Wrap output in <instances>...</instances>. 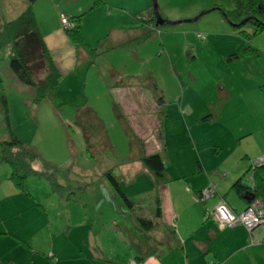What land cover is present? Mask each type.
Listing matches in <instances>:
<instances>
[{
	"label": "rangeland",
	"instance_id": "obj_1",
	"mask_svg": "<svg viewBox=\"0 0 264 264\" xmlns=\"http://www.w3.org/2000/svg\"><path fill=\"white\" fill-rule=\"evenodd\" d=\"M29 1L0 0V20L16 18L12 10ZM154 2L158 26L151 20ZM32 8L62 76L36 104L35 90L9 69V48L0 49V142L9 139L7 119L16 138L35 149L32 169L48 165L52 180L30 175L19 187L0 158V231L25 235L28 243H22L43 253L41 264H126L137 238L143 241L134 214L152 216L157 197L160 207L164 202L155 195L163 180L144 174L140 160L155 152L162 157L165 181L183 169L187 185L215 187L218 195L205 201L209 210L220 197L236 213L244 210L231 186L243 167V180L249 179L250 162L264 156V31L252 36L246 25L240 35L235 32L221 13L234 9L231 0H34ZM62 17L79 20L83 46L67 34ZM129 79L146 89L156 86L163 103L155 116L148 113L154 105L146 93L139 89L137 99ZM112 85L118 86L115 93ZM114 102L126 115L133 144ZM106 173L134 204L132 211ZM4 237L0 249H7L0 254L8 261L21 241ZM262 247L258 264H264ZM77 253L80 260L74 259Z\"/></svg>",
	"mask_w": 264,
	"mask_h": 264
},
{
	"label": "crops",
	"instance_id": "obj_2",
	"mask_svg": "<svg viewBox=\"0 0 264 264\" xmlns=\"http://www.w3.org/2000/svg\"><path fill=\"white\" fill-rule=\"evenodd\" d=\"M26 6L27 4L25 2V4L22 3L20 5V8L18 7L19 9L16 8L17 10H12L14 11V17L17 18ZM148 27L153 29L151 26ZM44 43L47 47L45 41ZM48 51L52 60H54L50 48H48ZM133 80L134 79H129L128 82L132 83L131 87L137 88V99L142 96L141 93L144 91L150 99L151 104L154 105V108L152 110L149 109L148 113L155 116L156 108L154 98L157 95V91H155L153 87L155 85L152 84L146 89L144 86L140 87L135 84L136 82L138 83V81L134 82ZM117 81L118 80L114 79L113 82L117 83ZM122 81L123 80H120L119 83H122ZM117 87L112 85L109 91L115 93ZM127 87L129 88L130 86L128 85ZM114 104H116V102H114ZM190 117H192V115L190 116V113H188L187 118ZM204 118H198L191 123L203 122L205 121ZM142 166L144 167L143 164ZM245 169L246 167H243L242 170L238 171L234 176V180L242 178L240 185L249 190L251 188L250 178L243 180L246 173ZM145 172L153 176L152 178L157 182H162L163 180V187L157 189V191H161V193L156 191L155 195H158L161 201L163 200L164 202L161 207L159 203V218L157 217V203L155 212L152 214L153 217L150 216V214L147 217L143 212L140 214L151 221L154 219L152 222L155 224V227L148 232L137 230L139 232L138 234L142 236L143 241H139L137 238V250L133 255L129 256L130 258H128L126 264H130L132 261L138 264H258L257 262L261 261L259 255L263 254L262 246L264 244V235L260 230H256L251 234L256 241L255 244H251L250 234H248L243 227H229L215 220L214 222H210L212 219L204 220V212L208 209L205 205L207 202L203 204L197 197V193L204 190L203 188L206 187L202 182L196 183V186L193 185V187L190 186V184L187 185V174L183 169L176 173L177 176L175 178L174 176L171 177V175L167 177V181H165V174L163 179H157L150 171H143L144 174ZM202 172L203 169L198 167V173ZM136 178L137 177H131V181L137 182L138 179ZM173 179L175 180L173 181ZM151 181H153V179H151ZM166 184H168V186H166ZM155 190L152 189L150 191L153 192ZM150 191L140 192L138 195H144L145 193V195H147ZM157 199L160 201L158 197ZM218 203L219 199L213 205L215 206ZM232 209L236 211L234 208ZM8 233L0 231V241H2V238L4 241H7L8 237H4V235H11L15 240L21 241V244L18 243L14 248L15 250H11L17 251V255L14 257L8 256V261H5L3 258L4 256H2L7 248L4 250L0 249V251H3L2 254H0V264H35L36 262L41 264V259L38 258L44 257L43 253L38 249H32L28 245L23 244L22 242L28 243L25 235L16 231H10V234ZM80 255V253L75 254L74 259L80 260ZM94 257L96 259L95 255ZM48 258L52 259L53 256H48ZM105 262H109V260H105L104 263ZM44 263L48 264V261H44ZM55 264L62 263L59 261Z\"/></svg>",
	"mask_w": 264,
	"mask_h": 264
},
{
	"label": "trees",
	"instance_id": "obj_3",
	"mask_svg": "<svg viewBox=\"0 0 264 264\" xmlns=\"http://www.w3.org/2000/svg\"><path fill=\"white\" fill-rule=\"evenodd\" d=\"M33 1L34 0L29 1L27 6L16 19L10 20L9 22L0 20V49L6 47L9 48L8 65L10 71L21 84L29 86L35 90L34 102L38 104L51 95L52 91L59 83L62 75L52 60L48 48L46 47L43 37L38 29L35 14L32 8ZM231 2L234 9L232 11H223L221 13L235 32L240 35L241 29L246 25H250L252 27V36H257L264 31V0H231ZM151 19L154 23L155 19ZM69 22L72 24V28L66 30L67 34L73 40L75 45L83 46L84 44L81 38L79 20L71 19ZM146 38L147 36L145 35L137 39L136 44L143 43ZM87 50L89 49L87 48ZM92 52V50H89L88 54ZM153 87L155 91H158L156 86ZM156 94L158 98H154V100L157 113V111L160 110L159 106L163 103V98L158 96V92ZM2 104L6 109L5 100L2 101ZM114 110L123 126L125 134L128 136L130 141H132L131 144H133V140H136V138L133 135V131L128 126L126 115L120 112L119 107L116 104H114ZM204 120L206 119L204 118ZM160 124V119L156 118V129L158 130L159 139H161L162 149L164 145L162 140V127ZM6 125L9 139L8 141L0 142V158L3 162L10 166V178L15 182V184L21 187L24 179L30 175H44L47 179L52 180L50 177L51 167L48 165H44V170L40 172L32 169L33 162L38 159L35 149L25 146L16 138L11 131V127L7 119ZM140 160L144 167L150 171L155 178L163 179L165 168L160 153L155 152L149 155H143ZM253 161L250 162L248 169L251 173L250 178L253 173L251 170ZM105 179L112 186L115 193L120 197L126 207L132 211L134 204L129 201L125 194L121 191L117 180L110 173L105 174ZM241 180L242 178H238L233 183L231 188L245 202L246 207L249 202L243 199L244 196H248L249 198L251 196H255V198H260L264 201V169L256 170L253 173V186L249 190L240 185ZM52 184L58 193L63 192V188L61 186L56 184L54 181ZM204 190L197 193L199 200L201 193ZM217 195L218 193L215 189V194L209 199L215 198ZM219 199L220 201L223 200L226 202L223 197H220ZM200 202L205 204V201L202 202L200 200ZM157 206V217L159 218V201H157ZM209 211V209H206L204 215H206L205 213ZM134 217L138 225V230L141 232H148L154 229L155 224L151 220L139 214H134ZM105 264L112 263L105 262Z\"/></svg>",
	"mask_w": 264,
	"mask_h": 264
},
{
	"label": "built area",
	"instance_id": "obj_4",
	"mask_svg": "<svg viewBox=\"0 0 264 264\" xmlns=\"http://www.w3.org/2000/svg\"><path fill=\"white\" fill-rule=\"evenodd\" d=\"M61 24L65 30L72 28V24L69 20L61 18ZM264 169V156L253 161L251 170L254 173L256 170ZM253 173L250 178L251 187L253 186ZM215 194L214 187L204 190L201 193L200 200L202 202L213 197ZM253 197L249 202L245 210L240 213L234 212L226 202L221 200L212 210L206 212L204 220L214 218L215 221H218L222 225L229 227H234L237 225L243 226L250 234V243L255 244V239L251 234L260 230L264 235V201L260 198ZM130 264H138L135 261L130 262Z\"/></svg>",
	"mask_w": 264,
	"mask_h": 264
},
{
	"label": "water",
	"instance_id": "obj_5",
	"mask_svg": "<svg viewBox=\"0 0 264 264\" xmlns=\"http://www.w3.org/2000/svg\"><path fill=\"white\" fill-rule=\"evenodd\" d=\"M153 16H154V18H155V20H156L155 25L158 26V24H159L160 22H159V16H158L157 11H156V4H155V2H154ZM252 198H253V197H250V198H249L248 196H244V197H243V199H244L245 201H247V202H250V201L252 200Z\"/></svg>",
	"mask_w": 264,
	"mask_h": 264
},
{
	"label": "flooded vegetation",
	"instance_id": "obj_6",
	"mask_svg": "<svg viewBox=\"0 0 264 264\" xmlns=\"http://www.w3.org/2000/svg\"><path fill=\"white\" fill-rule=\"evenodd\" d=\"M153 18H154V16H153ZM155 19V18H154ZM152 20V19H151ZM156 21V20H155Z\"/></svg>",
	"mask_w": 264,
	"mask_h": 264
}]
</instances>
